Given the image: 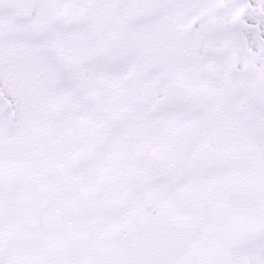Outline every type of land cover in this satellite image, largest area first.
I'll use <instances>...</instances> for the list:
<instances>
[{"label":"snow or ice","instance_id":"1","mask_svg":"<svg viewBox=\"0 0 264 264\" xmlns=\"http://www.w3.org/2000/svg\"><path fill=\"white\" fill-rule=\"evenodd\" d=\"M0 264H264V0H0Z\"/></svg>","mask_w":264,"mask_h":264}]
</instances>
